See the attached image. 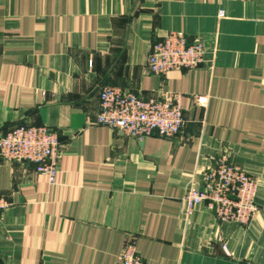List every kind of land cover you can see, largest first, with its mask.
Here are the masks:
<instances>
[{"label": "crops", "instance_id": "1", "mask_svg": "<svg viewBox=\"0 0 264 264\" xmlns=\"http://www.w3.org/2000/svg\"><path fill=\"white\" fill-rule=\"evenodd\" d=\"M172 32L207 59L154 75ZM104 86L182 94V131L97 124ZM17 124L59 132V172L0 159V264H117L133 237L149 264H264V0H0V136ZM223 153L258 181L248 223L183 200Z\"/></svg>", "mask_w": 264, "mask_h": 264}, {"label": "built area", "instance_id": "2", "mask_svg": "<svg viewBox=\"0 0 264 264\" xmlns=\"http://www.w3.org/2000/svg\"><path fill=\"white\" fill-rule=\"evenodd\" d=\"M209 46L204 40L189 42L182 32H172L156 42L148 56V69L163 76L172 70L195 69L207 59ZM96 123L110 126L128 137L145 139L153 134L173 137L185 124L183 96L161 92L144 97L115 86L100 90ZM195 104L204 106L206 95H195ZM59 132L48 126L17 124L0 136V159L28 162L54 183L60 162ZM258 181L226 153L214 158V166L203 174L200 187H190L184 196L189 210L205 206L219 220L248 223L258 211ZM10 206L0 195V219ZM117 264H149L138 253L135 238L127 239Z\"/></svg>", "mask_w": 264, "mask_h": 264}]
</instances>
